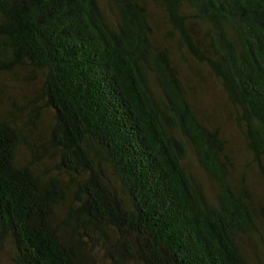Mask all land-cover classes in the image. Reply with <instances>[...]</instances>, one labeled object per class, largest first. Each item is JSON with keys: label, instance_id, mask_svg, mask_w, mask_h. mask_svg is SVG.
Masks as SVG:
<instances>
[{"label": "trees", "instance_id": "trees-1", "mask_svg": "<svg viewBox=\"0 0 264 264\" xmlns=\"http://www.w3.org/2000/svg\"><path fill=\"white\" fill-rule=\"evenodd\" d=\"M184 53L232 105L245 165ZM9 81L38 85L0 99L11 264H264V0H0V96Z\"/></svg>", "mask_w": 264, "mask_h": 264}, {"label": "rangeland", "instance_id": "rangeland-1", "mask_svg": "<svg viewBox=\"0 0 264 264\" xmlns=\"http://www.w3.org/2000/svg\"><path fill=\"white\" fill-rule=\"evenodd\" d=\"M150 8L152 9V13L156 17L160 18L158 22H161V19L165 16L164 11L153 3H150ZM176 44L177 43L174 42L173 46L175 49H178L176 48ZM181 55L182 54H178L180 57ZM183 56L186 58L182 61L183 71L186 74H193L192 82L197 88L200 108H204L206 112L210 114V118L214 119L215 125L221 126L222 135L229 141L230 145L234 149V155L237 158L236 161L245 165L250 162L249 159H251V156L246 147L245 141L243 140L242 126H236L235 119L237 118V115L235 114L232 105L226 101V97L221 91L219 82L201 63L186 53H184ZM24 83L27 84L26 82H22L20 84L11 83L10 81L7 82L4 95L0 96V99L3 98L5 100L4 107L14 105V108L16 109L17 106L22 105V102L30 95L29 93H32L33 90L38 88L37 83L28 82L31 84L29 88L26 87ZM47 113L49 112H46L44 109L41 111L42 116L45 118L47 117ZM25 155V150L20 147L18 149V157L20 158ZM247 175L251 184H254V189L256 191H260V182L255 173H253V171H248ZM0 245H2L0 247V264H11V261H9L10 253L8 244L2 242Z\"/></svg>", "mask_w": 264, "mask_h": 264}]
</instances>
